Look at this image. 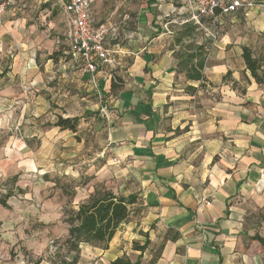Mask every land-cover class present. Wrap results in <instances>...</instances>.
Here are the masks:
<instances>
[{"label":"crops","instance_id":"1","mask_svg":"<svg viewBox=\"0 0 264 264\" xmlns=\"http://www.w3.org/2000/svg\"><path fill=\"white\" fill-rule=\"evenodd\" d=\"M241 1L238 12L223 17L204 71L206 87L195 95L185 92L192 83L178 72L172 46L176 31L193 23L191 0L94 1L96 26L107 30L104 42L117 51L113 67L98 73L109 114L107 149L116 175L137 180L145 214L139 224L122 223L107 248L83 245L78 264L137 259L133 244L147 237L151 248L163 243L153 264H246L243 202L252 208L264 200V82L253 77L243 54L248 48L260 60L264 76V0ZM29 17L13 21L25 26ZM66 37L62 54L72 62L65 58L64 68L77 69L72 78L85 104L76 114L59 115L87 119L102 104L89 99L91 75L76 67ZM31 44L39 48L41 41ZM114 70L123 86L112 92ZM211 92L218 93L214 100ZM84 247L96 250L98 260L87 261ZM151 248L144 259H152Z\"/></svg>","mask_w":264,"mask_h":264},{"label":"rangeland","instance_id":"2","mask_svg":"<svg viewBox=\"0 0 264 264\" xmlns=\"http://www.w3.org/2000/svg\"><path fill=\"white\" fill-rule=\"evenodd\" d=\"M2 1L6 6L0 13V200L10 196L9 207L0 204V264H53L57 244L68 234L67 206L77 205L79 198L102 186L124 195L137 193L138 182L116 175L118 167L107 149L108 120L102 112L92 111L82 119L77 135L53 127L57 115L76 114L85 104L72 78L77 69L73 64L64 68L66 59L72 58L62 54L68 30L62 0ZM21 15L30 17L27 25L18 27L13 19ZM91 21L97 27L92 12ZM37 41L39 48L29 45ZM49 57L53 59L48 63ZM30 60L35 67L29 68ZM113 79L122 81L115 70ZM94 91L89 99L100 102ZM209 95L214 100L218 93ZM243 204L246 264H264V246L253 239L264 237V200L252 208ZM144 214L139 204L131 220L139 224ZM140 234L148 235L142 230ZM160 244H153V257ZM82 253L87 261L98 260L92 248L84 247ZM128 257L136 260L134 254Z\"/></svg>","mask_w":264,"mask_h":264},{"label":"trees","instance_id":"3","mask_svg":"<svg viewBox=\"0 0 264 264\" xmlns=\"http://www.w3.org/2000/svg\"><path fill=\"white\" fill-rule=\"evenodd\" d=\"M202 38L205 39L202 41ZM172 46L175 50L174 54L179 60L178 72H184L187 80L192 83L186 86L185 92L189 95H195L198 90L205 89L206 76L204 71L208 64L213 39L207 37L204 29L199 25L187 23L176 31ZM243 56L253 77L259 83H263L264 76L258 73L262 67L260 60L255 58L248 48L244 49ZM122 82L118 84L113 79L111 91L115 92L120 89L123 86ZM80 121L81 118L78 116L64 117L58 115L53 126L59 127L60 130H70L78 134ZM55 186H59V184L56 183ZM9 196L10 193L6 195L7 198ZM7 198L0 200V204L6 208L9 207ZM139 204H142V200L138 193L124 195L102 186L97 187L87 200L81 201L75 206H67L64 220L68 225V234L60 242V245L57 244L52 263L78 264L83 245L107 248L121 224L128 222L133 217L135 207ZM253 239L258 240L264 246V237L255 235ZM148 247L151 248L149 239L144 244L136 241L134 242V250L140 251L141 255L135 261L127 255H123L110 264H153L160 255L163 243L160 244L156 256L152 259H144L143 256ZM151 249L153 251L154 246Z\"/></svg>","mask_w":264,"mask_h":264},{"label":"built area","instance_id":"4","mask_svg":"<svg viewBox=\"0 0 264 264\" xmlns=\"http://www.w3.org/2000/svg\"><path fill=\"white\" fill-rule=\"evenodd\" d=\"M95 0H62L63 15L67 24V41L76 67L84 74H90L92 83L102 104L101 111L109 120L108 107L99 83L98 73L106 67H113L116 50L105 44L107 30L94 27L91 8ZM194 4L189 21L204 29L207 37L217 40L223 17L239 11L244 6L241 0H191ZM6 2L0 0V13ZM169 30L168 25H165Z\"/></svg>","mask_w":264,"mask_h":264}]
</instances>
